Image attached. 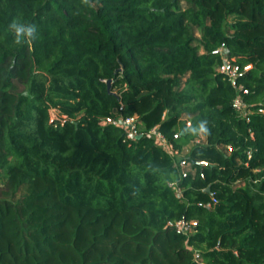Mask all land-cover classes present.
I'll return each instance as SVG.
<instances>
[{
  "label": "trees",
  "instance_id": "1",
  "mask_svg": "<svg viewBox=\"0 0 264 264\" xmlns=\"http://www.w3.org/2000/svg\"><path fill=\"white\" fill-rule=\"evenodd\" d=\"M223 44L252 66L249 120ZM260 108L264 0H0V264H264ZM134 115L131 139L116 120ZM155 127L178 151L204 136L194 173Z\"/></svg>",
  "mask_w": 264,
  "mask_h": 264
},
{
  "label": "built area",
  "instance_id": "2",
  "mask_svg": "<svg viewBox=\"0 0 264 264\" xmlns=\"http://www.w3.org/2000/svg\"><path fill=\"white\" fill-rule=\"evenodd\" d=\"M213 54L219 55L223 62L218 67V71L225 75L229 79V81L233 84L234 88L237 91V95L232 102L233 108L236 110L238 115L242 119L249 120V116L252 114L249 106L244 100L245 95L249 94V90L238 80L245 75L246 72L251 70V65L240 66L237 63H234L232 58H230L227 54L225 44L218 47L213 51ZM258 112L264 115V108L258 109ZM114 119H107L106 123L114 122ZM116 123L122 127L127 134V136L131 139H135L140 136L139 130V118L137 115L130 116V117H120L116 120ZM191 122L187 121V126H190ZM151 135H154L156 139L159 141L160 145L174 158L178 157L181 151H178L173 147L171 143H169L166 138L163 136L161 132L158 131L157 127L153 128L150 132ZM179 135H176L175 138H178ZM200 137V136H199ZM195 139L192 143L199 144L205 141V138L202 139ZM227 154H231L233 152V148L231 146H226L223 148ZM198 165H207L205 161H197ZM180 170L181 178L187 177L189 174L194 173L191 162L186 158L178 159L176 162ZM170 187H172L178 194H182L181 188L178 186L177 183H170ZM216 202V200H214ZM211 204H208L210 206ZM168 226L173 227L177 234L184 235L186 237H190L192 234L196 232V228L198 226V222L196 220H188V219H180L176 221L168 222ZM200 253H195V259L198 261L200 260Z\"/></svg>",
  "mask_w": 264,
  "mask_h": 264
},
{
  "label": "clouds",
  "instance_id": "3",
  "mask_svg": "<svg viewBox=\"0 0 264 264\" xmlns=\"http://www.w3.org/2000/svg\"><path fill=\"white\" fill-rule=\"evenodd\" d=\"M11 30H14L15 36L18 38L21 34H24L28 37H31L33 32L36 30V25L26 26L25 24L18 23L16 20H13L9 25Z\"/></svg>",
  "mask_w": 264,
  "mask_h": 264
},
{
  "label": "rangeland",
  "instance_id": "4",
  "mask_svg": "<svg viewBox=\"0 0 264 264\" xmlns=\"http://www.w3.org/2000/svg\"><path fill=\"white\" fill-rule=\"evenodd\" d=\"M196 35L198 37H200L199 33L196 32ZM52 117L55 118L57 117V112L55 110H52ZM183 122H186V121H190L189 118L187 116H184L183 119H182ZM202 137L204 138L203 135H200L199 139H202ZM193 145H195L194 143H189L188 145H186L183 150L180 152L179 156L175 158V161L178 162V159L180 158H185V157H188L189 154H190V151L193 147ZM0 182H2L1 178H0Z\"/></svg>",
  "mask_w": 264,
  "mask_h": 264
},
{
  "label": "water",
  "instance_id": "5",
  "mask_svg": "<svg viewBox=\"0 0 264 264\" xmlns=\"http://www.w3.org/2000/svg\"><path fill=\"white\" fill-rule=\"evenodd\" d=\"M108 89L110 90V83L108 84Z\"/></svg>",
  "mask_w": 264,
  "mask_h": 264
}]
</instances>
